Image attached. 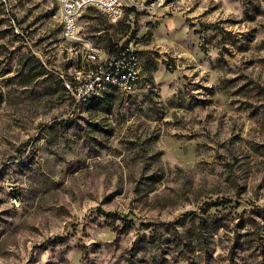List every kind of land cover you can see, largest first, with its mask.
Returning a JSON list of instances; mask_svg holds the SVG:
<instances>
[{"label": "rangeland", "instance_id": "1", "mask_svg": "<svg viewBox=\"0 0 264 264\" xmlns=\"http://www.w3.org/2000/svg\"><path fill=\"white\" fill-rule=\"evenodd\" d=\"M260 1L90 6L68 40L59 0H0V264H264ZM131 40L139 88L80 96Z\"/></svg>", "mask_w": 264, "mask_h": 264}, {"label": "built area", "instance_id": "2", "mask_svg": "<svg viewBox=\"0 0 264 264\" xmlns=\"http://www.w3.org/2000/svg\"><path fill=\"white\" fill-rule=\"evenodd\" d=\"M114 0H59V5L63 18L64 35L68 40H79V19L83 12L90 6H95L103 12L112 22H117V10L110 9V2ZM132 1L134 11L146 12L152 10L155 6L163 4L165 0H121ZM264 3V0L260 1ZM90 48L92 43L89 42ZM110 70L125 71V78H116L118 80V89L124 93L130 94L139 88L140 70L139 55L134 40L127 42L121 46H117L111 51V65H102L99 76H94L89 80V84L85 85V91L80 96L85 99V93L88 90L99 89L103 86V79L109 78ZM69 86V85H68ZM70 87V86H69Z\"/></svg>", "mask_w": 264, "mask_h": 264}, {"label": "bare ground", "instance_id": "3", "mask_svg": "<svg viewBox=\"0 0 264 264\" xmlns=\"http://www.w3.org/2000/svg\"><path fill=\"white\" fill-rule=\"evenodd\" d=\"M165 1H172V0H165ZM174 1H194V0H174ZM121 3H122L121 0H114V1L110 2V7L114 9L116 6H119ZM128 4H129V6L134 8L132 1H128ZM262 5L264 8V3H262ZM96 49L97 48H93V47L89 48L88 59H90L91 62L97 61V53H96L97 50ZM102 65H111V55L110 54H109V58ZM102 65H100L99 69H97L96 73H94V76H99V74L101 72ZM116 78H125V71L110 70L109 71V78L103 79V86L100 87L99 89L88 90L85 93V100H87V99L89 100L93 97H97L105 89H107L109 85L118 88V80H116ZM87 84H89V81L85 85H87ZM68 85L70 86L69 83H68Z\"/></svg>", "mask_w": 264, "mask_h": 264}, {"label": "trees", "instance_id": "4", "mask_svg": "<svg viewBox=\"0 0 264 264\" xmlns=\"http://www.w3.org/2000/svg\"><path fill=\"white\" fill-rule=\"evenodd\" d=\"M129 9H133L134 10V8L133 7H129ZM136 31V30H135ZM116 47L117 46H110L109 48H108V51L110 52L109 54L111 55V51L112 50H115L116 49ZM108 87H111V85H109ZM114 87V86H113ZM95 98V97H94ZM93 99V98H92Z\"/></svg>", "mask_w": 264, "mask_h": 264}]
</instances>
